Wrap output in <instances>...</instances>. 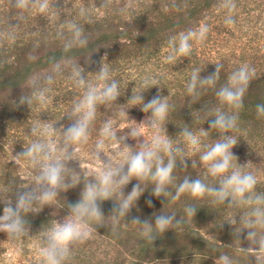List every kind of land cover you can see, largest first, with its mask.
<instances>
[{
    "label": "trees",
    "instance_id": "16d2710c",
    "mask_svg": "<svg viewBox=\"0 0 264 264\" xmlns=\"http://www.w3.org/2000/svg\"><path fill=\"white\" fill-rule=\"evenodd\" d=\"M44 3L45 0H26L21 7L19 0H0V95L8 92V119L16 129L23 125L27 138L32 141L19 149L25 152L34 144L45 147L47 139L48 143H57L51 155L66 164L62 175L64 182L70 185L68 191L61 189L52 203H34L31 210L21 212L27 222L25 228L48 233L56 221L64 222L69 216L68 203L78 201L87 184L98 183L79 174L71 161L64 162L65 150L73 156L72 148L73 152L88 148L103 150L123 142L125 134L113 131L115 124L123 121L122 116L151 115L130 103V98L142 92L147 102L159 91L161 96L167 97L169 112L158 129L163 137L167 135L171 140L176 160L173 181L166 186L168 195H152L155 184L151 181H130L129 186L120 189L124 197L137 183L143 191L131 208L120 215L122 197L119 189L113 188L110 199L98 201L103 211L102 220L89 221L96 240L110 252L97 257L95 248L88 250L86 245L77 243L64 264H223L222 256H227L230 264H259L264 250L247 240L246 235L251 230L257 240L264 237V226L256 225L251 229L247 226L256 219L255 209L264 210V203L255 201L257 195L264 196V115L256 111L257 104H264V60L254 65L252 58L246 59L243 55L235 61L220 54L211 56L199 45L193 47V40L190 55L178 56L173 62L167 60L173 38L178 41L180 33L195 30L191 25L214 14L221 2L47 0L48 7L42 10ZM218 16L220 14L212 20L217 21ZM209 24L205 25L209 28ZM76 29L82 30L80 37L75 35ZM209 35L207 32L206 36ZM217 64L223 67L216 88H199L198 97L190 94L187 89L193 70H201L200 76L204 77L213 73ZM104 65L108 67V77L100 80L98 73ZM242 65L255 69L243 97V106L239 109L221 106L216 90ZM81 78L84 84L79 83ZM113 81L117 82L120 95L115 100L97 102L95 117L88 123L87 139L66 143L65 130L82 118L83 110L65 112L60 103L78 105L91 83L103 87ZM217 107L238 116L235 129L227 134L237 138L238 144L232 149L238 157L237 163L246 165L244 170L257 179L255 190L246 194L251 202H238L229 207L227 202L213 203L212 196L193 198L188 193L173 199L185 178H199L209 186H219L218 179L207 174L199 158L205 146L221 135L209 129L207 122L213 118ZM62 121L64 126L60 124ZM185 127L197 135L201 128L208 131L207 137H200L199 148L190 146L180 135ZM105 128L110 129L108 134ZM101 144L103 146L98 148ZM160 156L168 162L166 152L161 150ZM185 162L187 167H184ZM13 165L8 162V171L0 169V215L6 203L11 201L14 205L17 195L24 191L18 187L19 178L9 168ZM26 171L31 174L29 166ZM149 200L151 206L147 203ZM189 205L196 208L193 217L185 211ZM161 214L174 215L180 226L157 232L155 217ZM133 217L150 223L155 239H147L143 225L133 224ZM130 244H133L132 250L125 256L111 253ZM241 248L253 251L245 253Z\"/></svg>",
    "mask_w": 264,
    "mask_h": 264
},
{
    "label": "clouds",
    "instance_id": "9594fccd",
    "mask_svg": "<svg viewBox=\"0 0 264 264\" xmlns=\"http://www.w3.org/2000/svg\"><path fill=\"white\" fill-rule=\"evenodd\" d=\"M26 0H19V6L23 7ZM48 7L47 0L41 5V9ZM225 7L232 11L235 9L234 2L228 3L225 0ZM226 24H233L231 16L226 17ZM75 27V26H74ZM208 26L203 25L200 30H189L186 33H180L178 41L176 38L170 42L171 53L167 57L169 62H173L178 56H188L192 50V40L203 41L208 32ZM81 29H76L75 35L80 37ZM86 43V41H81ZM222 64L215 65V71L207 76L201 77L199 69H194L191 80L188 83V92L194 97L199 96V88L206 86L216 88L220 78ZM255 69L248 65H242L235 71L231 72L227 77V82L221 85L216 90L221 106L239 109L243 106V97L249 86L250 79L254 75ZM79 76V73H77ZM108 77V67L104 65L98 73L100 80H106ZM80 84H84L83 78L79 80ZM148 87H146L147 89ZM120 95L117 82L113 81L106 84L101 90L89 88L83 100L76 106L75 111L81 112L83 115L80 120L70 125L64 132L66 143L81 142L87 139L88 123L94 119L96 113L97 102L115 100ZM130 103L138 105L143 113H151L140 122V126L144 128L161 127L167 119L169 112V104L167 97L160 95L159 91L150 100L145 102L142 92L133 95L130 98ZM256 111L258 115H264V104H257ZM238 116L229 114L222 107H217L214 111V116L208 119L209 129H215L221 135L211 145L205 146V150L200 154V162L207 169V174L218 179L219 186H209L202 179L185 178L177 187L176 199L182 193H188L193 198H203L206 195L214 197L213 203L224 204L227 202L229 207L236 203H250L251 198L246 196L255 190L257 179L250 172L245 171L246 165L237 163L238 157L233 154L232 149L238 144L237 138L228 135L231 130L235 129ZM105 134L110 132L109 128L104 129ZM136 136V132L131 133ZM185 142L194 148H199L200 137H207L208 131L201 128L199 134H194L188 127H185L181 133ZM103 145H98L102 147ZM127 147V145H126ZM141 150L132 152L128 149V156L125 159L124 165L116 168L106 167L101 172V178L98 183H89L86 185L81 198L74 202L68 203L70 209L69 216L64 222H56L50 229L46 247L43 249L44 261L43 264H64L71 255L72 246L77 243L84 242L90 234L91 226L89 221L100 222L103 218V211L98 201L110 199L113 188H123L131 179L137 181H151L155 184L152 190V195L161 196L168 195L166 186L173 181V170L176 165L175 157L172 155V142L165 135L160 137L157 135L152 141V146H140ZM168 154V162L165 163L160 156V151ZM177 151H180L177 149ZM97 160L100 159L99 151L95 154ZM20 157H31L33 161L42 160L44 163L41 166L39 175L35 177L37 187L19 193L16 197L15 204L11 201L7 202L3 208V215H0V231H3L14 237L26 231V221L22 218L21 212L31 210L34 203L48 204L55 201L61 188L67 189L70 185L64 182L62 175L64 164L60 159H53L49 150L43 145L34 144L27 151L18 154ZM64 160L71 159V154L65 150ZM249 163V162H248ZM187 167V163H184ZM143 189L140 184H134L127 197H122V203L119 208V214L124 215L132 204L140 196ZM255 201L264 203V196L257 195ZM148 205L151 206L149 200ZM188 216L193 217L196 213V208L189 205L185 209ZM254 221L248 222V227L251 229L256 225L264 226V210L259 208L253 211ZM175 221V223H174ZM133 224H142L144 227L143 235L147 239L152 240L155 237L152 235L153 226L147 221H141L133 217ZM235 223V220L232 221ZM170 226L179 227L180 221L175 220L174 215H157L155 217V230L163 233ZM246 239L254 244H258L260 250H264V237L256 239L254 231H248ZM241 252H250L253 249L241 248ZM220 260L223 264H230L227 256H222Z\"/></svg>",
    "mask_w": 264,
    "mask_h": 264
},
{
    "label": "rangeland",
    "instance_id": "374dc122",
    "mask_svg": "<svg viewBox=\"0 0 264 264\" xmlns=\"http://www.w3.org/2000/svg\"><path fill=\"white\" fill-rule=\"evenodd\" d=\"M219 1L221 4L215 8V11H213L214 14L203 21L201 20L191 25L195 28L194 31L197 32L207 22L210 23L209 28H211H208L210 35L206 36L203 41L193 40V47L199 45L202 51L209 53L211 56L220 54L231 59V61H235L239 55H243L246 59L252 58L251 64L255 65L256 63H260L264 60V0H232L231 2L235 4V9L232 11H229V9L225 7V0ZM219 14L218 20L213 21V17ZM229 16L233 19V24L225 23L226 17ZM218 21H220V23ZM138 72L139 70L137 71V75ZM89 87L96 88L97 91L102 88L101 85H96V83H91ZM76 106L77 105L74 103H60V107H62L65 112L73 111L76 109ZM0 111H2L0 112V169L8 171V162L14 163V165L9 168L12 173L16 175V178H19L18 187H21L20 189H24V191L35 188L37 187L35 177L39 175L44 161L37 160L34 162L31 157L18 156L21 152L19 147L22 145H29L32 141L31 138H27L23 125H20L19 129H16V126H14L15 124L8 119V92L0 95ZM146 117L148 116H122L123 121L117 122L113 131L114 133L123 132V135L125 134L123 142H116L111 144L109 149L106 148L103 150L88 148L85 151L78 150V152H73L74 148L70 147V149L72 148L70 152L73 156H71L69 160H64V162L71 161L79 174L88 178H93L95 182H99L101 172L105 170L106 167L110 166L116 168L124 165L125 160L123 157L128 154L129 148L131 151L134 149L139 151L141 150V145L151 147L152 141L157 135L163 137L158 128H144L140 126V122ZM60 124L64 126L63 121L60 122ZM132 132H136L137 135L133 136L131 134ZM119 141H122V139ZM55 144L57 145V143H48L47 139L45 148L51 153ZM40 145L44 146V144ZM97 151H99L100 155L99 160H97L94 155ZM16 158L19 159V162ZM63 164V172H66V164ZM27 166L30 167L31 174L26 171ZM133 180H135V178L130 181ZM129 185L130 182L124 186L123 189ZM69 189L68 187L66 190L68 191ZM117 189H119L120 192L122 191L120 190L121 188ZM48 234L49 232L42 233L37 230L26 229V231L21 234L9 237L7 233L0 231V264H43V249L46 247ZM96 239L97 238L90 231L89 237L81 244L86 245L89 248L88 250H90L91 247L95 248L98 255L97 257L102 256L105 252H110L104 248V245L102 246V244H99ZM132 245L133 244H130L120 249L116 248L111 251V253H113V255H115V253H121L125 256L131 252ZM259 258V264H264V257ZM116 259L120 261L119 258Z\"/></svg>",
    "mask_w": 264,
    "mask_h": 264
}]
</instances>
